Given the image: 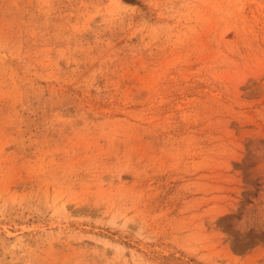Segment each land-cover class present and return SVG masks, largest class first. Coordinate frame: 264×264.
Instances as JSON below:
<instances>
[{
  "label": "rangeland",
  "instance_id": "obj_1",
  "mask_svg": "<svg viewBox=\"0 0 264 264\" xmlns=\"http://www.w3.org/2000/svg\"><path fill=\"white\" fill-rule=\"evenodd\" d=\"M0 264H264V0H0Z\"/></svg>",
  "mask_w": 264,
  "mask_h": 264
}]
</instances>
